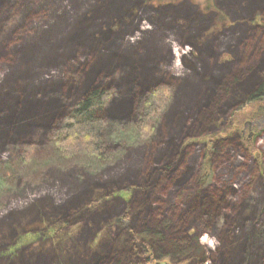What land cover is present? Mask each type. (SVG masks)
I'll return each instance as SVG.
<instances>
[{"label":"rangeland","instance_id":"374dc122","mask_svg":"<svg viewBox=\"0 0 264 264\" xmlns=\"http://www.w3.org/2000/svg\"><path fill=\"white\" fill-rule=\"evenodd\" d=\"M65 1L67 4L62 7L58 0H2L0 91L16 74L21 75L18 80L34 78L35 70L24 64L19 72L11 69L7 76V63L15 64L19 57L14 51L24 52L27 46H41L44 50L50 36L55 39L65 24L77 22L75 25L85 30L93 26L100 31L102 26L116 31L113 44L119 46L120 53L126 50L131 58L144 55L147 62H154L155 78L147 79L148 88L165 84L171 88V99L161 115L153 118L154 130L145 140L136 130V118L147 89L138 96L132 110L120 117L113 114L112 106L123 95L111 88L104 109L102 157L84 151L78 144L63 152L52 137L77 96L67 101L44 129L21 136L17 142L0 143V264H97L96 257L101 264H109L116 254L132 253L134 229L146 220L152 225L169 219L174 226L166 230L167 240L158 245L159 250H154L161 255L149 264L171 263L170 255L167 256L169 237L184 245L192 239L204 249L194 257H180L179 263L215 264L218 254L226 250L225 214L233 213L235 204H242V215L246 214L253 201L259 204L256 230L264 235V113L254 120L232 123L234 110L249 91L230 99L207 127H194L192 111L182 110L195 100L191 86L199 79L195 68L205 71L206 66V71L210 68L221 79L231 76L238 67L241 71L264 61V0H122V11L107 9L117 0H101L100 5L95 0ZM64 8H70V14L73 10L86 11L92 15L91 21L76 20L64 12L70 21L58 17L56 10ZM130 12L138 14L139 24V19L131 22ZM28 15L51 23L53 29L50 33L38 26L32 30L25 18ZM90 50L93 49H78L85 51L88 58L84 59L91 58ZM45 52V60L36 62L42 66L38 68L40 72H64L53 77L57 82L81 76L73 64L64 65L70 60L69 53L61 58L64 66L58 62L54 70L45 68L47 57L58 59L59 51ZM26 54L34 58L38 53ZM208 64L212 66L207 67ZM101 81L109 87L114 84L107 78ZM245 134L249 137L247 142L252 141V150L244 143ZM172 137L175 145L170 148ZM27 143L32 148L24 153L22 148ZM175 149L178 152L174 166L167 172L161 169L151 183H146L144 177L150 169L166 160L161 157L162 150L165 154L169 150L168 155L174 154ZM204 154L211 162V179L200 183ZM173 178L178 182L171 183ZM196 197L216 199L220 208L223 205L214 225L202 222V207ZM59 204H64V208L55 207ZM49 206L52 208L44 211Z\"/></svg>","mask_w":264,"mask_h":264},{"label":"trees","instance_id":"16d2710c","mask_svg":"<svg viewBox=\"0 0 264 264\" xmlns=\"http://www.w3.org/2000/svg\"><path fill=\"white\" fill-rule=\"evenodd\" d=\"M1 2L2 0H0V5ZM95 2L97 5H100L101 0H95ZM30 3L27 2L26 4L30 5ZM65 4H67L65 0H58V6L63 5L62 7H64ZM52 5L54 6V4ZM123 5L122 0H117L114 5H108L107 9L110 11L115 8L122 11ZM99 9L97 10H104L101 7ZM65 10L57 9V16L61 17L64 16V13L70 12V8H66ZM130 13L131 17L129 18L131 22L137 23L139 19L137 18L138 14ZM139 13L143 14L142 11ZM71 14L76 20L86 19L91 21L90 17L92 15L86 11L81 13L80 11L73 10ZM71 14L69 13V15ZM123 14L124 12L121 15L123 16ZM122 16L121 18L124 19ZM35 17L34 15L25 17L26 19L28 18L27 20H29L31 29L33 30L34 27L38 26L39 30L41 29L44 32L50 33L53 29L51 23L45 24L46 22L43 23L40 17L37 19ZM50 18L56 20L54 16ZM64 18L70 21L68 17L64 16ZM34 22L38 23V25L34 26ZM71 23L69 26L65 24V27L61 29L59 35L55 36V39H51V36L48 38L46 49H44L45 53H53L54 49H57L59 52L56 55L58 59L47 57L48 61H46L47 65L45 68L49 66L53 68L50 70H54L58 62L62 66L63 62L61 58H63V54L69 53L70 60L64 61V65L70 64L71 66L73 64L74 69L78 73H81L78 79H70L69 81L67 79L65 82H60V79L59 83L55 80L56 75L64 74V72L58 70L56 72H40L38 68L42 66H38L36 62L39 60L38 63H41L42 60H45L42 56L44 50L41 46H27V50H24V52L18 49L19 53L14 51V53L19 54V57L15 61L13 60L15 64L12 62L7 63L8 73L11 69H17L19 72V69H23L24 65L30 66L35 71L33 73L34 78L32 79H26L22 76L24 79L18 80L19 77L21 78V75L17 77V74L15 78L9 77L8 86L0 91L1 144L20 141L21 136L28 137L34 130L44 129L48 125L49 119L57 115L64 108L67 101L77 96V99L71 103L66 114L54 129L52 137L63 152H68L71 148L70 146L78 144L86 149L84 151L96 157H102V134L106 122L104 109L110 98L111 88H114L119 96L123 95L112 106L113 114L120 117L132 110L138 96H140L141 92L144 93L145 88L147 89L142 100L141 110L136 118V130L139 136L144 137L145 140L152 135L155 126L153 118L161 115L168 102H170L169 99H171V88L165 84L148 88L147 84L150 82H147V79L155 78L153 76L156 68L154 62H147L144 59V55L138 58H131L126 50L120 53L119 46L113 44L116 31L104 29L102 26V28H99L100 31L95 30L93 26H89L85 30L81 26L79 27V24L76 26L77 22H73L72 25ZM254 23H256V20H254ZM98 34H101L102 37L100 38ZM30 35H26V37L28 38ZM33 38L30 37L29 39ZM80 47L83 49H93L89 51L92 54L90 59H84L88 58V56H85V51H78ZM4 50L7 52L6 47ZM32 52L38 53L40 56L37 57V54L32 58V55L28 56L26 54H32ZM206 52L211 53L209 51ZM261 53H259L258 57ZM9 54L6 57H9ZM136 55H139V53H136ZM211 66V64L207 65V67ZM224 66H228V64ZM203 68L205 71L195 68V72L199 75L198 82L194 81L191 85L195 100H192L191 104L182 107V110L186 113L192 111L190 118L192 117L193 119L192 123L194 127L197 125L203 127L209 126L216 114L225 109L230 103L229 100L238 98L244 91H249V93L245 96L244 101L234 110L236 116L232 123L239 124L240 120L244 121L245 119L254 120L264 113V61L255 66H247L245 70L241 71V67H238L239 69H235L237 71L232 73L231 76L229 74L221 79L214 75V73H211L210 68L208 69L209 72L206 71V66H203ZM102 78L103 80L104 78L111 79L114 83L113 86H106L107 82L102 84ZM185 130H187L186 127ZM257 130L258 128L255 127V133ZM244 136L245 145L248 149L252 150V141L247 142L249 137ZM171 144L175 145L173 137L170 140V148L173 147H171ZM31 148L32 145L27 143L23 145L22 152L25 153ZM174 151V154L167 155V152L165 154V151L162 150L160 153L162 154L161 157L166 160L160 166L156 165L150 169L144 177V180L148 181L146 183H151L152 179L161 169L167 172L174 166L178 152L176 149ZM202 159L199 182L207 183L211 179V162L206 154H204ZM170 182L175 184L178 180H174L173 178ZM146 186L144 185V192L146 191ZM206 198L196 197L195 201L199 204L200 209L202 207V222L210 226L214 225V219L219 215L223 205L220 208L221 203L219 204V201ZM250 204L251 211L246 214L243 213L242 215V204H235L233 206V213L229 212L225 214L227 216V230L223 238L224 244L226 243V250L224 251L223 249V252L218 254L215 264H264V235L261 234V230H256L259 222L256 217L257 210H259L257 205L259 204L254 201ZM144 205L146 206V202H144ZM55 207L64 208V204H59ZM50 208L52 206L45 207L44 211H49ZM144 212L149 213V211ZM171 220H158L152 225L146 220L142 226H138L132 231V253L116 254L112 257V261L109 264H149L152 259L158 258L160 253H156L154 250L158 251V245L167 240L166 230L174 226ZM259 226H262V224ZM168 240L171 243L167 256L170 255L172 260L169 264H181L177 261L180 257H194L204 252L202 246L198 242H193L192 239H188L189 244L185 245L181 244L182 242H179V240H174L173 242L170 237ZM98 259L96 257L95 262L101 264Z\"/></svg>","mask_w":264,"mask_h":264},{"label":"water","instance_id":"95a60500","mask_svg":"<svg viewBox=\"0 0 264 264\" xmlns=\"http://www.w3.org/2000/svg\"><path fill=\"white\" fill-rule=\"evenodd\" d=\"M155 264H166L165 261H157Z\"/></svg>","mask_w":264,"mask_h":264}]
</instances>
